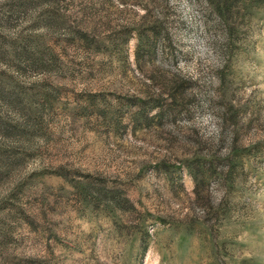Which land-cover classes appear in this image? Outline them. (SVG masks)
I'll use <instances>...</instances> for the list:
<instances>
[{
    "label": "rangeland",
    "instance_id": "obj_1",
    "mask_svg": "<svg viewBox=\"0 0 264 264\" xmlns=\"http://www.w3.org/2000/svg\"><path fill=\"white\" fill-rule=\"evenodd\" d=\"M21 1L0 0V264H264V0L231 29L206 0ZM153 24L154 54L137 60ZM30 38L46 65L13 57ZM174 78L184 99L135 125L128 99ZM199 156L196 189L184 163ZM57 168L134 208L85 205Z\"/></svg>",
    "mask_w": 264,
    "mask_h": 264
},
{
    "label": "trees",
    "instance_id": "obj_2",
    "mask_svg": "<svg viewBox=\"0 0 264 264\" xmlns=\"http://www.w3.org/2000/svg\"><path fill=\"white\" fill-rule=\"evenodd\" d=\"M253 0H206L208 5L211 7L212 10L216 11L219 18L222 21L226 22L227 28L231 29V24L228 22V18H230L233 14V11L237 12L240 4L243 3H252ZM32 3V0H22L20 5H29ZM54 16H47V23L48 24H62L63 21L58 22ZM142 26V25H141ZM139 26L138 33V43L135 48V58L137 60L143 59L144 52L146 51L150 57L154 54L153 46V37L158 32V28L156 24L150 25L148 28H143ZM134 26H128L127 24L123 25L121 29L123 30V34L121 37V42L125 43L128 41L129 37L132 34V29ZM78 35L83 40L84 44L88 47L93 46L96 50L102 49V46L106 44H100L95 40V36L89 34L86 31H77ZM31 38L27 39V44L31 43ZM103 41V40H101ZM31 47L29 48L26 45H21L17 50L13 51V57L17 59H29L31 63L39 62L41 65H46V58L52 60L54 58V54L47 51L44 47L40 46V43L35 40L30 44ZM45 55L46 58H45ZM26 57V58H24ZM153 78V75L150 76ZM183 79L182 78H174L170 80L168 83L164 84V89L155 92H147L144 96H133V99H128V103L133 104V111L130 114V117L133 119V123L136 125L146 124L149 125L151 120L155 116H162L167 108L170 109V106L174 104L176 101L184 99L186 95V88L183 86ZM167 91V92H166ZM16 92L10 91L9 97L14 99L11 100L14 105H19L20 101H16L18 94ZM20 106V105H19ZM21 107V106H20ZM96 109L99 110L101 113L104 112V108L96 105ZM104 107V106H103ZM228 108V106H227ZM157 109L155 112L152 110ZM225 114V113H224ZM202 157H196L192 159H188L185 161L184 165L189 170L190 174L192 175L195 181V188L198 189L201 187V184L205 183V176L204 172L205 169L203 165L205 161ZM167 167V164H163ZM165 170L168 168L164 167ZM57 175H60L67 181L75 194V196L80 199L85 205H91L92 203L99 204L103 203L105 207H107L110 211H114L117 207H124L126 209H133L134 206L131 203L130 199L125 196L121 189L115 186L107 185L102 179L98 177H91L89 174H81L80 177H72L68 174V172L57 168L54 172ZM0 223V238L6 237L7 233L1 229ZM147 242H145L144 247H146Z\"/></svg>",
    "mask_w": 264,
    "mask_h": 264
}]
</instances>
